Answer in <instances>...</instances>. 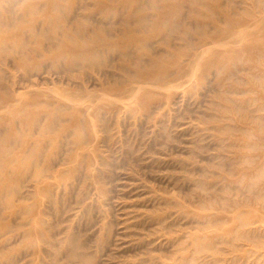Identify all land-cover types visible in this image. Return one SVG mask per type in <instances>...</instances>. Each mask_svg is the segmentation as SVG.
<instances>
[{"label": "rangeland", "instance_id": "374dc122", "mask_svg": "<svg viewBox=\"0 0 264 264\" xmlns=\"http://www.w3.org/2000/svg\"><path fill=\"white\" fill-rule=\"evenodd\" d=\"M0 264H264V0H0Z\"/></svg>", "mask_w": 264, "mask_h": 264}, {"label": "bare ground", "instance_id": "6f19581e", "mask_svg": "<svg viewBox=\"0 0 264 264\" xmlns=\"http://www.w3.org/2000/svg\"><path fill=\"white\" fill-rule=\"evenodd\" d=\"M58 26V25H57ZM61 25L60 26H58V27H56L59 31L61 30ZM63 30H61L60 32H62ZM67 36V33L66 32H64V34H63V37H66Z\"/></svg>", "mask_w": 264, "mask_h": 264}]
</instances>
